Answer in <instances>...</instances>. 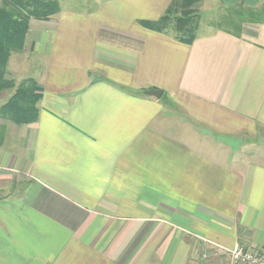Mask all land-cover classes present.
Segmentation results:
<instances>
[{
    "label": "crops",
    "instance_id": "1",
    "mask_svg": "<svg viewBox=\"0 0 264 264\" xmlns=\"http://www.w3.org/2000/svg\"><path fill=\"white\" fill-rule=\"evenodd\" d=\"M172 1L29 20L6 76L41 97L16 123L0 92V264H229L236 243L264 248V22L198 24L189 41L150 25Z\"/></svg>",
    "mask_w": 264,
    "mask_h": 264
},
{
    "label": "trees",
    "instance_id": "2",
    "mask_svg": "<svg viewBox=\"0 0 264 264\" xmlns=\"http://www.w3.org/2000/svg\"><path fill=\"white\" fill-rule=\"evenodd\" d=\"M199 1L173 0L165 14L150 25L162 30L175 20L178 37L191 41L199 24L193 6ZM253 2L244 7V2L241 5L233 1L237 8L233 15L240 26L249 21L264 22V3ZM59 11V0H0V92L13 89L3 109L16 123L35 121L41 89L31 77L16 83L6 76L10 56L24 49L30 19L47 20Z\"/></svg>",
    "mask_w": 264,
    "mask_h": 264
},
{
    "label": "rangeland",
    "instance_id": "3",
    "mask_svg": "<svg viewBox=\"0 0 264 264\" xmlns=\"http://www.w3.org/2000/svg\"><path fill=\"white\" fill-rule=\"evenodd\" d=\"M86 1L90 0H59L60 6H72L76 7L85 6ZM241 1V5H242ZM251 5L250 2L245 1L244 7ZM194 11L197 13V19L201 27L209 28H223L231 31H239L241 26L235 16V8L233 1L229 0H200L196 5L193 6ZM264 18V17H263ZM175 23V20L172 23ZM26 49L19 54H13L17 61L28 58V54L25 53ZM12 62H15L14 60ZM260 155H256V159L264 158V147H262Z\"/></svg>",
    "mask_w": 264,
    "mask_h": 264
},
{
    "label": "built area",
    "instance_id": "4",
    "mask_svg": "<svg viewBox=\"0 0 264 264\" xmlns=\"http://www.w3.org/2000/svg\"><path fill=\"white\" fill-rule=\"evenodd\" d=\"M229 264H264V248L234 244L227 250Z\"/></svg>",
    "mask_w": 264,
    "mask_h": 264
},
{
    "label": "water",
    "instance_id": "5",
    "mask_svg": "<svg viewBox=\"0 0 264 264\" xmlns=\"http://www.w3.org/2000/svg\"><path fill=\"white\" fill-rule=\"evenodd\" d=\"M239 4L241 3V1H238ZM146 94L147 95H150V96H154V97H160V95L162 94V91L160 90H148L146 91Z\"/></svg>",
    "mask_w": 264,
    "mask_h": 264
}]
</instances>
